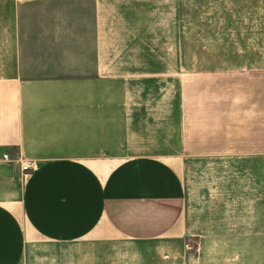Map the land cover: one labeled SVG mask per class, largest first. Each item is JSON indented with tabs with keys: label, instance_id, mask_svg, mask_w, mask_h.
I'll use <instances>...</instances> for the list:
<instances>
[{
	"label": "crops",
	"instance_id": "crops-1",
	"mask_svg": "<svg viewBox=\"0 0 264 264\" xmlns=\"http://www.w3.org/2000/svg\"><path fill=\"white\" fill-rule=\"evenodd\" d=\"M1 2L0 264H264V9L183 68L173 0Z\"/></svg>",
	"mask_w": 264,
	"mask_h": 264
},
{
	"label": "rangeland",
	"instance_id": "rangeland-1",
	"mask_svg": "<svg viewBox=\"0 0 264 264\" xmlns=\"http://www.w3.org/2000/svg\"><path fill=\"white\" fill-rule=\"evenodd\" d=\"M264 9V0H173L178 65L199 66L215 58L220 45L230 43L232 27L247 25L246 11ZM11 4L0 3V10ZM185 69H181L185 75ZM180 88V87H179Z\"/></svg>",
	"mask_w": 264,
	"mask_h": 264
},
{
	"label": "built area",
	"instance_id": "built-area-1",
	"mask_svg": "<svg viewBox=\"0 0 264 264\" xmlns=\"http://www.w3.org/2000/svg\"><path fill=\"white\" fill-rule=\"evenodd\" d=\"M1 156H2L1 159L4 160V161L9 159V156H7L6 154L5 155H1ZM33 167H34V162L33 161L24 160L22 162V165H21V168L20 169L23 172H28L31 169H33Z\"/></svg>",
	"mask_w": 264,
	"mask_h": 264
}]
</instances>
